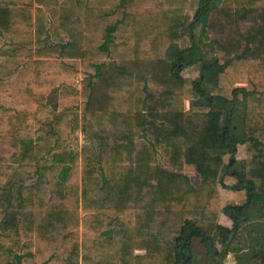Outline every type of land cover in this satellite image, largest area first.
<instances>
[{
  "label": "trees",
  "instance_id": "obj_1",
  "mask_svg": "<svg viewBox=\"0 0 264 264\" xmlns=\"http://www.w3.org/2000/svg\"><path fill=\"white\" fill-rule=\"evenodd\" d=\"M188 7L0 0V264H193V239L213 256L251 221L264 264V0ZM219 185L245 202L221 208Z\"/></svg>",
  "mask_w": 264,
  "mask_h": 264
},
{
  "label": "rangeland",
  "instance_id": "obj_2",
  "mask_svg": "<svg viewBox=\"0 0 264 264\" xmlns=\"http://www.w3.org/2000/svg\"><path fill=\"white\" fill-rule=\"evenodd\" d=\"M197 3L198 0H189V7L186 12V24L190 21H192L193 16L195 14V10L197 9ZM201 27H196L194 29V35L196 38L200 37ZM188 46V37L185 34L183 37V43H180V47L184 48ZM206 52H208V47L203 48ZM209 53V52H208ZM209 60L212 59L211 56L208 57ZM200 74V65L196 64L189 69L185 70L183 73V76L188 77L190 79H197ZM66 82H62L58 88L52 89L46 96L45 101L50 106H57V109L62 108V102L60 100V95L58 89L60 87L63 88V86L69 85L72 83V80H64ZM75 87L77 90L81 89L80 81L81 77L78 76L75 80ZM207 88H209V85H207ZM245 89L246 83H237L235 84L234 88L231 89L229 87L225 88H215L213 91V95L222 96L226 99H231L234 94V89ZM60 90V89H59ZM188 106V104H186ZM187 108V107H186ZM45 114H41L38 119L41 121L46 119ZM33 129H36L38 127L37 123H32ZM81 136H80V144ZM245 159V148L243 146L238 147L237 152V160L238 163H243ZM160 162H162V159H160ZM227 157L224 159V167L227 165ZM224 169V168H223ZM191 182L194 186H197L199 184V179L196 175L191 176ZM223 184L226 186H232L235 184V181L231 179L230 177H224L223 178ZM219 195H220V206L221 208H224L225 206L230 205H240L243 202H245V193L244 192H232L225 188H223L221 185H219L218 188ZM219 225H221L223 228L227 227L230 228L231 222L225 218L223 214H220L219 216ZM262 223V221L258 222ZM258 223L254 222H247L242 223L240 225V230L236 234V236L231 237L229 234H227L224 230L218 231L213 235V242L216 249L217 254L215 255H209L204 247V245L200 242L199 239H193L192 240V256H193V264H255V260L251 258L253 254V250H257L260 248V246L254 241L255 239H261L260 234L258 232ZM257 237V238H255ZM228 246V248H227ZM226 253V254H225Z\"/></svg>",
  "mask_w": 264,
  "mask_h": 264
},
{
  "label": "crops",
  "instance_id": "obj_3",
  "mask_svg": "<svg viewBox=\"0 0 264 264\" xmlns=\"http://www.w3.org/2000/svg\"><path fill=\"white\" fill-rule=\"evenodd\" d=\"M194 80V79H193ZM226 218V217H225ZM228 225H226V227H227Z\"/></svg>",
  "mask_w": 264,
  "mask_h": 264
}]
</instances>
